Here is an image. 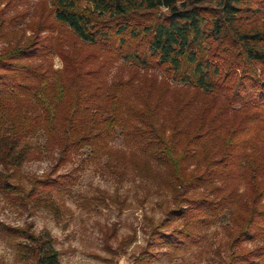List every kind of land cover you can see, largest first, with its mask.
Listing matches in <instances>:
<instances>
[{"label":"trees","instance_id":"16d2710c","mask_svg":"<svg viewBox=\"0 0 264 264\" xmlns=\"http://www.w3.org/2000/svg\"><path fill=\"white\" fill-rule=\"evenodd\" d=\"M45 1L27 35L8 16L16 0H0V193L57 211L78 176L54 173L105 161L170 195L133 264L218 224L220 264H264V0ZM43 154L52 171L24 176ZM0 237L18 264H61L47 229L0 219Z\"/></svg>","mask_w":264,"mask_h":264},{"label":"rangeland","instance_id":"374dc122","mask_svg":"<svg viewBox=\"0 0 264 264\" xmlns=\"http://www.w3.org/2000/svg\"><path fill=\"white\" fill-rule=\"evenodd\" d=\"M47 1L16 0L8 9V16H16L18 29L39 22L41 14H47ZM14 8V9H13ZM15 18V17H14ZM47 32H44V34ZM3 41H0V47ZM56 68L62 60L54 57ZM116 68L112 69V73ZM128 75V72H126ZM114 145L123 147L121 140ZM22 167L24 176L52 171L56 154L36 155ZM73 171L78 176L71 194L55 198L58 210L28 206L0 193V219L12 225L33 223L35 230H49L54 236L55 247L60 252L61 264H133L138 255L151 241V225L158 223L171 206L170 195L158 189L153 180H141L133 173L119 178L102 163L81 165L74 162L60 168L57 174ZM173 223L165 230H170ZM228 236L221 224L212 227L201 244L189 250L172 252L159 247L150 264H220L228 255ZM251 247V243L244 244ZM13 242L0 237V261L18 264Z\"/></svg>","mask_w":264,"mask_h":264}]
</instances>
